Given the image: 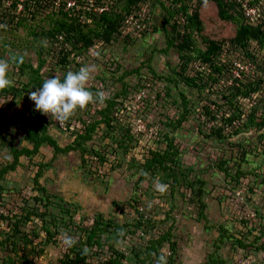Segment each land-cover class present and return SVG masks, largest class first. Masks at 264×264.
<instances>
[{"label":"rangeland","instance_id":"rangeland-1","mask_svg":"<svg viewBox=\"0 0 264 264\" xmlns=\"http://www.w3.org/2000/svg\"><path fill=\"white\" fill-rule=\"evenodd\" d=\"M144 1L138 4L139 9H135H138L136 12L141 20L147 16L149 18L147 24L138 22V27L130 29L133 40L126 41L124 31L111 43L97 44L83 62V65L97 66V71L88 82L90 91H103L109 98L115 92H121L127 84L131 90L129 96L133 97V100L128 96L129 99L121 100L129 104V109L120 113V121L115 124V128L106 133L107 129L103 128L105 124L100 123L91 138L82 141L84 147L88 149L93 146L99 150L113 148L127 127L130 133L140 140L141 146L137 147L134 153L126 154L118 148L117 159L112 154L108 157L110 162L99 165L94 161L95 155L85 154L87 151L82 153V149L74 145L75 133L78 130L84 132V123L79 120L97 119L99 114L95 109L105 106L104 103H91L84 110H77L71 119L75 130L69 127L72 131L46 115L50 121L47 134L54 138L59 146L72 144L73 147L67 151L54 152L51 146L44 144L31 156L21 154L16 166L5 172L0 181L4 187L0 195V212H19V206L23 205L26 199L28 208L24 211L33 208L35 200L29 196L36 193L34 176L38 169L37 162L42 161L46 165L36 181L45 187V194L67 202L74 212L73 222H68L65 215V219L61 223L58 221V224L77 241H82L83 249H90L86 264H98L100 260L108 257L109 244L126 253L134 246L135 249L144 250L148 239L157 237L161 231L171 233L170 241L175 242L174 251L169 247L170 242L165 241L162 246L157 245L159 256L152 253L150 260L143 264H157L161 255L166 258L167 264L170 261L173 264H205L214 259L219 261L214 264H264V250H261L260 246L264 244V153L257 143V134L254 129H246L230 135L228 133L231 128L224 129L226 138L218 139L209 134L212 122L203 106H208L209 100L215 97L217 99L219 95L211 94L206 89H190L182 83L175 87L164 79L177 70L179 56L173 48L167 47L164 29L153 30V24H159L163 15L160 7L152 6V0ZM164 1L169 3L168 0ZM199 16L204 25L203 33L210 38L228 39L235 34V24L219 19L213 2L208 1L200 5ZM166 28L168 29V26ZM22 31L21 39L7 37L5 48L0 42L4 58H8L10 51H15L23 55L25 62H29L33 67L44 58L40 74L46 79L52 76L62 78L67 71L80 68H77L73 61H69L67 65L57 63V56L53 55L54 50L48 42H45L39 58L37 48L31 47L30 41H26L28 36ZM196 41L200 48L204 47L199 35H196ZM132 68H139V71L134 73L130 71ZM12 69L10 67L9 77L14 81L13 86L22 87L23 84L30 83L28 73L19 74L17 69ZM192 72L193 70L190 74ZM152 78L153 89L160 90V99L154 100V95H151L145 100L147 97L142 95L141 100H138L141 93H137L136 86L142 81L152 82ZM166 86L171 87L170 96L163 100L161 89ZM143 92L146 94V89ZM180 92L187 97L188 115L182 126L170 128L165 122L169 118L173 119L177 105H182L178 95ZM33 109L35 105L29 96L13 99L10 94H4L0 97V169L13 161L12 147H32L23 137L22 126L29 122V112ZM214 123L218 125L219 121ZM138 129L143 130L142 134ZM163 134L174 138L179 164L183 170L190 168L188 177L193 179L196 188L202 190V200L206 204L203 215L199 213L189 196L190 192L184 187L180 190L176 188L171 193L167 187L166 192L161 194L156 190V181L163 172L152 175L138 165V161H143L149 156V145L160 150L166 146V142L162 140ZM127 143L126 141L125 144ZM133 154H136L135 158H132ZM83 156L87 159L84 163ZM242 156L245 159H242ZM220 160L226 162L222 167H219ZM238 163L243 173L238 174ZM225 167L228 171L224 170ZM228 173L230 175H227ZM38 208L40 211L45 210L43 205ZM47 211L58 213L59 208L50 205ZM139 212H142V218ZM96 218H100L101 223L112 221L114 224L105 229L101 226V229L96 231L93 239L99 238L100 245H88V233L82 228L91 229ZM137 219L142 222L139 226H136ZM148 220L153 221V227L147 226ZM220 225L228 228L230 237L219 238ZM30 227V222L22 226L23 229ZM6 229V222L0 220V230ZM5 237V234L0 233V241ZM234 238L244 239L247 247L234 245ZM40 239L39 236L37 241ZM53 239H56V242L37 245V248L44 246L38 256L29 251L28 257L34 259L33 264H68L69 259L65 256L68 247L62 243V235L57 232ZM69 254L74 257V253ZM7 256L6 245L0 246V263L2 258ZM140 256L144 254L140 253Z\"/></svg>","mask_w":264,"mask_h":264},{"label":"trees","instance_id":"trees-1","mask_svg":"<svg viewBox=\"0 0 264 264\" xmlns=\"http://www.w3.org/2000/svg\"><path fill=\"white\" fill-rule=\"evenodd\" d=\"M8 1L10 2L9 4H7ZM75 1L76 8L72 10L65 9L64 1L59 6H55L54 0H0L1 44L5 48V44L8 43L7 37H18L21 39L22 35L20 32L23 30L22 32H25L28 36L26 41H30L31 47L37 48L39 58L45 47V42H48L54 50L53 55L57 56V63L67 65L69 61H73L76 67L79 68L89 54L94 51V47L97 44L111 43L124 31H126L124 39L126 41L133 40L130 30H126L127 24H125V20L129 16L132 15L141 24H147L149 18L147 16L146 19L141 20L139 13L136 12L140 8L138 4L144 0ZM168 1L169 3H165L164 0H152L151 3L152 6L160 7L163 14L159 24H153V30L164 29L167 47L173 48L178 53L180 60L173 75L166 76L164 79L171 82L175 87L182 83L190 89H206L211 94L217 93L219 98H212L209 100L208 106H203L205 113L212 122L209 126V134L222 139L226 138L224 134L225 128H231L228 133L230 135L238 134L246 129L251 131L254 129L257 134V143L261 148V152L264 153V0ZM208 1L215 4L219 19L235 24V34L232 37L228 39H213L203 33L204 25L199 16V8L200 5ZM19 3L22 5L21 9H18ZM135 7L139 8L135 9ZM251 7L256 9L254 19H250L246 15V8ZM147 13L149 14V10ZM167 26L168 29L166 28ZM196 35L200 36L204 45L203 48L196 44ZM3 53L4 50H0V58H4ZM12 54H18L23 58L22 63L11 65L12 70L14 68L17 69L19 74L28 73L30 83L23 84L22 87L12 86L0 91V97H3L4 94H10L13 99L19 96L28 97V93L41 87L46 79L40 74V69L44 65L45 60L41 58L37 66L33 67L29 62H25L24 56L20 53L10 51L9 56ZM236 60H240L243 63L250 62L253 67L248 72L241 71L238 77H233L231 84H221L220 80L226 81L232 75ZM191 70H193L192 74H190ZM130 71L137 73L139 68H132ZM158 77L163 78L161 76ZM150 81L152 82L144 83L145 81H142L136 86L135 89L140 91H137V93H141V97L138 100H141L142 95L144 98L147 97L145 100L151 95H154V100L156 98L160 99V90L153 89V78ZM144 89L147 91L146 94L143 92ZM170 91V86L161 89L163 100L170 96ZM130 93V88L125 84L121 92H115L106 99L104 102L105 106L95 109L100 117L98 116L93 121L90 119L79 120L84 123V132H78V130L75 133L74 147L79 146L82 149V153L87 151L85 154L95 155L96 160L94 161L99 165L110 162L109 155L113 154V157L117 159L116 149L118 148H121L126 154L134 153L135 149L141 146L140 140L130 133L128 127L124 130L123 136L116 141L117 145L113 148L107 147L105 150L102 148L99 150L91 146L87 149L82 143V141L91 138V134L100 123L105 124L103 128L107 129L106 133L115 128V124L120 121V113L127 112V109H129V104L123 103L121 100L129 99L127 96L133 100V97L129 96ZM178 95L181 98L182 105H177L176 116L173 119L169 118L165 122L170 128L182 126V122L187 118L189 111L188 106H186V95L183 92ZM119 97H122V99H119ZM250 101H252L251 105L249 104ZM173 103L178 104L175 101ZM180 106L181 113H179ZM48 117L35 109L30 110L29 122L22 126V130L24 139L30 142L32 147L11 148L14 157L13 161L0 169V181L5 172L16 166L21 154L31 156L44 144L51 146L54 152L67 151L73 147L72 144L61 147L54 138L47 134L48 123L50 122ZM125 117L128 116L125 115ZM71 119L72 117L63 127L72 131L74 127L71 125ZM216 120L219 121L218 125L214 123ZM70 126L72 129H69ZM139 131L142 134L143 130ZM125 139L128 142L127 144H125ZM162 140L166 142V146L160 150L159 148L154 149L149 145V156L143 161H138V165L152 175L162 171V175L157 178L156 182L167 185L169 193L176 188L180 190L184 187L190 192L189 196L199 209V213L203 215L206 204L202 200V190L199 187L196 188L193 179L188 177V173L191 171L190 168L186 167L183 170L179 164L180 162L177 158L178 150L175 146L174 138H168L167 134H163ZM158 141L159 139L157 138ZM135 157L136 154H133L132 158ZM242 159L245 158L243 157ZM82 161L83 163L87 161L85 156H83ZM219 164L220 167L225 165L226 162L220 160ZM45 165L46 163L42 161L37 162L38 169L34 176V190L36 193L29 196L35 200L33 208L24 211V209L28 208V200L25 198L23 205L19 206V212H7L6 214L0 212V220L6 222L8 229L0 230V233L6 235L0 241V246L6 245L8 251V256L3 257L0 264H33L34 259L28 257L29 251L38 256L43 251L44 246L41 245L37 248V245L42 243L47 245L50 241L56 242V239H53L54 235L57 232L61 234L66 231L62 230V227L58 224V221L61 223L65 219V215L68 218V222H73L72 214L74 212L69 204L61 199H53L52 195L45 194V187L36 181ZM239 165L238 163V174L243 173L239 169ZM224 170L228 171L226 167ZM227 175L230 174L228 173ZM197 181L203 183L201 180ZM3 189L4 187L0 183V195ZM41 205L45 207L44 211H40L38 208ZM50 205L58 206V213L46 212L47 207ZM139 214L142 218V212H139ZM100 220V218H96L89 230L86 227L82 228L83 231L86 230L88 233V239L86 240L88 245L93 243L100 245L99 238L97 240L93 239V236L97 234L96 231L100 230L101 226H103L102 229H105L114 224L112 221L101 223L102 221ZM28 222L31 223V227L23 229L22 226ZM136 223L138 224L135 225L139 226L142 222L137 219ZM146 224L153 227L152 220H148ZM219 228L221 229L218 235L220 239L224 238V236L230 237L228 228L222 225ZM65 229L67 228L65 227ZM170 235L169 231H161L157 237L153 236L148 239L144 250L135 249L134 246L129 253L109 244V256L100 260L98 264H143L146 260H150L152 253L159 256L158 246H162L165 241L170 242L169 247L174 251L175 242L170 241ZM39 236L41 239L37 241ZM79 240H81L80 237ZM243 240L242 238H234L233 244L247 247ZM82 243V241H78L74 247L68 248L65 253L66 258L69 259L67 261L68 264H86L91 251L89 249L86 256L81 255L83 250ZM260 246L261 250H264V244H260ZM11 253L12 256H10ZM69 253H74V257H71ZM140 253L144 254V256L141 257ZM215 261L218 260L214 259L205 264H214ZM168 263L173 264L172 261Z\"/></svg>","mask_w":264,"mask_h":264},{"label":"clouds","instance_id":"clouds-1","mask_svg":"<svg viewBox=\"0 0 264 264\" xmlns=\"http://www.w3.org/2000/svg\"><path fill=\"white\" fill-rule=\"evenodd\" d=\"M23 58L12 54L7 59L0 58V91L12 87L14 81L9 77L11 65L22 63ZM97 71L95 64L82 65L78 70H69L63 78L52 76L43 81L42 86L28 93L34 102L35 110L47 115L59 125L65 124L77 110H84L91 103H104L108 98L103 91L93 93L88 88V82ZM156 190L161 194L167 190V185L157 182ZM62 243L68 248L74 247L78 241L64 231L61 233ZM89 249L85 247L81 255H87ZM157 264H167L161 255Z\"/></svg>","mask_w":264,"mask_h":264},{"label":"built area","instance_id":"built-area-1","mask_svg":"<svg viewBox=\"0 0 264 264\" xmlns=\"http://www.w3.org/2000/svg\"><path fill=\"white\" fill-rule=\"evenodd\" d=\"M65 2V9H72L74 10V8H76V1L75 0H54V4L55 6H59L61 4V2ZM10 2L8 1L7 4H9ZM22 5L19 3L18 4V9H21ZM255 13H256V9L255 8H246V15L250 17V19H254L255 17ZM125 24L126 25V30H130L131 28H133L134 26L139 25L138 21L136 18H134L132 15L129 16L126 20H125ZM253 65L252 63L248 62V63H243L240 60H236L234 62V67L232 70V75L227 78L226 81L224 80H220V83L222 84H231L232 82V78L233 77H238L241 73V71H245L248 72L250 70V68H252ZM252 72V71H251ZM249 104H252V101L249 102Z\"/></svg>","mask_w":264,"mask_h":264}]
</instances>
